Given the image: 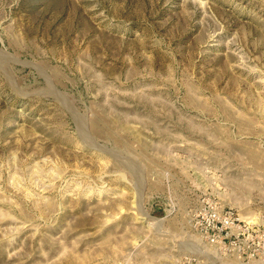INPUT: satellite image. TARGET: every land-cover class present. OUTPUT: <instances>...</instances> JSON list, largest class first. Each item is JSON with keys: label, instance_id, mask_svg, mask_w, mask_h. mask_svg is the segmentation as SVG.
<instances>
[{"label": "rangeland", "instance_id": "374dc122", "mask_svg": "<svg viewBox=\"0 0 264 264\" xmlns=\"http://www.w3.org/2000/svg\"><path fill=\"white\" fill-rule=\"evenodd\" d=\"M0 264H264V0H0Z\"/></svg>", "mask_w": 264, "mask_h": 264}, {"label": "built area", "instance_id": "2783aa9c", "mask_svg": "<svg viewBox=\"0 0 264 264\" xmlns=\"http://www.w3.org/2000/svg\"><path fill=\"white\" fill-rule=\"evenodd\" d=\"M253 226L242 224L232 210L202 207L195 216L193 229L221 255L234 259L253 258L254 249L247 245Z\"/></svg>", "mask_w": 264, "mask_h": 264}]
</instances>
